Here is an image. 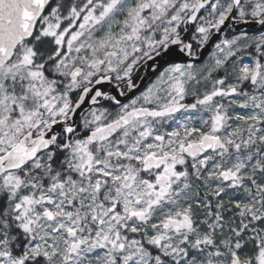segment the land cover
<instances>
[{"label": "snow or ice", "instance_id": "1", "mask_svg": "<svg viewBox=\"0 0 264 264\" xmlns=\"http://www.w3.org/2000/svg\"><path fill=\"white\" fill-rule=\"evenodd\" d=\"M0 264H264V0H0Z\"/></svg>", "mask_w": 264, "mask_h": 264}, {"label": "water", "instance_id": "2", "mask_svg": "<svg viewBox=\"0 0 264 264\" xmlns=\"http://www.w3.org/2000/svg\"><path fill=\"white\" fill-rule=\"evenodd\" d=\"M210 48H211V47H208L207 49L204 50L201 59L204 58V57L208 54ZM148 83H149V81H148L147 79H145L144 81H141L140 84H139V85H140V88L137 89V90H135V93L141 91L144 87L147 86ZM130 97H131V95H129L128 97H124V98H123V97H120V99H121L123 102H125V101H126L128 98H130Z\"/></svg>", "mask_w": 264, "mask_h": 264}, {"label": "flooded vegetation", "instance_id": "3", "mask_svg": "<svg viewBox=\"0 0 264 264\" xmlns=\"http://www.w3.org/2000/svg\"><path fill=\"white\" fill-rule=\"evenodd\" d=\"M211 51H212V48H210L208 54H207L204 58H202V61H207L208 57H209L210 54H211ZM202 55H203V53L201 54V57H202ZM141 75H144V73H141ZM136 82H137V84H140L141 80H137ZM106 90L109 91L110 93L112 92V89L109 88V87H106ZM112 94H115V93H112ZM138 94H139V92H136V93H135V92H133V93H129V95H131L130 98H133L134 95H138ZM123 98H124V97H123ZM128 99H129V98H128ZM128 99H127L125 102H127Z\"/></svg>", "mask_w": 264, "mask_h": 264}]
</instances>
